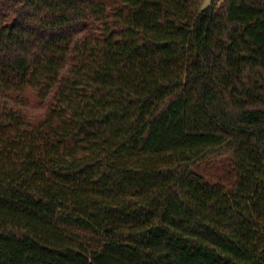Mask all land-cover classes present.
I'll use <instances>...</instances> for the list:
<instances>
[{"label": "trees", "instance_id": "trees-1", "mask_svg": "<svg viewBox=\"0 0 264 264\" xmlns=\"http://www.w3.org/2000/svg\"><path fill=\"white\" fill-rule=\"evenodd\" d=\"M202 3L0 0V264H264V0Z\"/></svg>", "mask_w": 264, "mask_h": 264}, {"label": "rangeland", "instance_id": "rangeland-1", "mask_svg": "<svg viewBox=\"0 0 264 264\" xmlns=\"http://www.w3.org/2000/svg\"><path fill=\"white\" fill-rule=\"evenodd\" d=\"M221 2L222 0H218ZM211 2V0H203L202 6H206ZM24 98L26 101V110H27V115L28 118L32 121H36L37 119L41 118L43 115V108L40 107V105L37 103L35 97L33 96V93L31 91H27L24 94ZM203 172L205 175H209L215 179L220 175L219 172H214V171H206L203 169ZM213 173V174H212Z\"/></svg>", "mask_w": 264, "mask_h": 264}]
</instances>
